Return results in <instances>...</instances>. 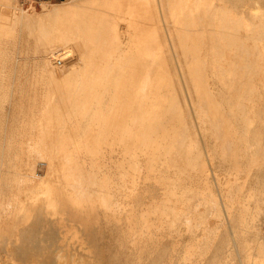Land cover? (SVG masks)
<instances>
[{"label": "bare ground", "instance_id": "bare-ground-1", "mask_svg": "<svg viewBox=\"0 0 264 264\" xmlns=\"http://www.w3.org/2000/svg\"><path fill=\"white\" fill-rule=\"evenodd\" d=\"M9 2L0 112L31 132L1 133L0 264H264V0ZM30 46L44 92L15 103Z\"/></svg>", "mask_w": 264, "mask_h": 264}, {"label": "rangeland", "instance_id": "rangeland-1", "mask_svg": "<svg viewBox=\"0 0 264 264\" xmlns=\"http://www.w3.org/2000/svg\"><path fill=\"white\" fill-rule=\"evenodd\" d=\"M10 2V8H11V12L12 13H16V14H18L19 15V13H28V14H34L35 13V15L37 14V15H40V14H42V12L44 13L45 12V10H48V9H50V8H53L54 6L55 7H57L58 5L59 6H61V5H63L64 3L66 4L69 0H51V1H40V0H35V1H29L28 3H24L23 1L24 0H9ZM52 6V7H51ZM48 7V9H44V8H47ZM21 11H20V10ZM23 11V12H22ZM0 12H1V9H0ZM32 43V42H31ZM2 46H4V44L2 45ZM11 46V45H10ZM32 47H33V45H31ZM31 46H30V50L27 52V57H28V60L27 61H25V62H27V63H25L24 65V67H26V70H25V76L23 75V74H21V73H19V75L17 74V76H15V74L11 77L12 79H14V78H16L15 80H17L16 82H17V84L16 83H14L13 84V86H15V87H13L14 88V90H13V92H15L14 94H15V103H19L18 101L20 100V99H24V100H22V101H24V103H27L28 102V99L25 97V94L27 95V94H29L30 92H33V94L34 93H36V92H44V90L43 91H41L42 90V87H41V84L40 83H37V76L38 75H35V73H34V70H36V69H40L41 67H42V65H41V63L39 64V62L40 61H38V60H35L34 58H33V55L35 54H33V48H31ZM67 46H70V47H67ZM74 46H72L71 44H69V45H66V46H64V48H63V46L62 47H60V48H58V49H60V51L58 50V53L59 52H65V53H67L68 51V57H63L62 55H60V54H56L54 57H52V58H50V59H46V61H45V65L47 66V67H49V68H52V67H55L56 69H60V68H62V66H64L63 64H64V62L66 63L67 62V60L68 59H70V56L72 55V54H75V49L73 48ZM71 51V52H70ZM72 52H74V53H72ZM71 54V55H70ZM59 57H60V59H59ZM63 57V58H62ZM63 61V64L61 65V64H59V61ZM36 61V62H35ZM36 64H38V65H36ZM41 65V66H40ZM39 66H40V68H39ZM61 66V67H60ZM36 68V69H35ZM26 74H27V77H26ZM30 75V76H29ZM22 77V78H21ZM24 77V78H23ZM28 79V80H27ZM15 80H13L14 82H15ZM0 81H1V79H0ZM22 81V82H21ZM44 81H46V80H43L42 81V79H41V83L43 84L44 83ZM79 82V81H78ZM80 82H81V80H80ZM31 85V86H30ZM32 85H36L35 86V88H33L34 86H32ZM11 86V85H10ZM30 86V87H29ZM32 87V88H31ZM36 87H37V89H36ZM11 88V87H10ZM16 88V89H15ZM30 88V89H29ZM33 89V90H32ZM34 89H36L37 91H35ZM111 92H109V93H111V94H113L114 92H113V89L112 90H110ZM12 94V93H11ZM32 93H30L29 95H33ZM110 94V95H111ZM0 95H1V93H0ZM107 97H108V100H107ZM106 97V99H105V101H104V103H103V106H102V110L104 109V111L105 110H108L107 108L105 109V106L106 105H108L109 106V96H107ZM2 96L0 97V101H4V100H2ZM107 100V101H106ZM108 102V103H107ZM0 107L3 109V105L1 106L0 105ZM94 107L97 109V105L95 106L94 105ZM1 108H0V110H1ZM90 108H92V109H90ZM89 109H88V111H87V113H85V111L83 112V115L81 114H77V116H78V118H79V123H78V120L77 121H75V117H77L76 116V114H75V117H74V114L72 115L73 117L71 118V119H73V120H68L67 121V123H69V125L70 126H72V124L73 123H78L79 125L78 126H80L81 124V128H83L82 130H81V128H80V132L82 133V132H84L88 127H90V128H97V129H95V132L96 131H98V125L97 124H99V121H97V116H95V108H93V106L92 107H90ZM23 109H26V107H23V108H20L19 106H17V105H15V108L14 109H12L13 111L11 112V111H7V112H4V110H2L1 112H0V116H1V118H0V121H2L3 122V120H4V123H2V122H0L1 124H0V140L3 138L2 137V134H4L5 132H7V134H9V136H10V138L9 139H11L10 141H21V140H25L27 137H25V135H27V133H29V131L31 132V130H30V128H29V122H27V121H25V117H30L31 115L26 111V110H23ZM15 110V111H14ZM92 110V111H91ZM6 111V110H5ZM89 111H90V113H89ZM8 112H10V113H8ZM14 112V113H13ZM107 112V111H106ZM87 114V116H84V115H86ZM13 115V116H12ZM71 115H70V117H71ZM90 115V116H89ZM81 116H82V118H81ZM8 117V118H7ZM16 117V120L14 121V119L13 118H15ZM95 118V119H94ZM7 119V120H6ZM82 119H84L83 121H82ZM86 120H88V121H86ZM91 120V121H90ZM14 121V122H13ZM90 121V122H89ZM76 123V124H77ZM81 123V124H80ZM85 123V124H84ZM89 123V124H88ZM101 124H104V123H101ZM3 126V127H2ZM5 126V127H4ZM8 126V127H7ZM69 126V127H70ZM73 126H75L74 124H73ZM85 126H87V127H85ZM94 126V127H93ZM96 126V127H95ZM11 127V128H10ZM85 127V128H84ZM6 128V129H5ZM10 129V130H9ZM12 129V130H11ZM94 130V129H93ZM3 131H4V133H3ZM2 133V134H1ZM9 136H7L6 138L7 139H5V138H3L4 140L3 141H7V140H9L8 139V137ZM12 136V137H11ZM28 139V138H27ZM26 139V140H27ZM28 141V140H27ZM15 147L16 148H18L19 146L18 145H16L15 144ZM36 154H34L32 157H34ZM1 156V155H0ZM5 156H7V155H5ZM14 156H16V155H14ZM36 157H38V160H40L39 159V156L38 155H36L35 156V158ZM114 157H116V156H114ZM37 160V161H38ZM35 174L36 175H38V176H40V177H42L44 174H45V171H46V164L45 163H43V161L41 160L40 162L38 161V163L36 164V167H35ZM262 222H263V224L261 225L262 226V230H261V233H262V235L264 236V220H262ZM221 239H224V240H226V239H228V237L226 238V235L224 234V232H223V235L221 234ZM237 264V263H236Z\"/></svg>", "mask_w": 264, "mask_h": 264}, {"label": "built area", "instance_id": "built-area-1", "mask_svg": "<svg viewBox=\"0 0 264 264\" xmlns=\"http://www.w3.org/2000/svg\"><path fill=\"white\" fill-rule=\"evenodd\" d=\"M29 1H35V0H24V3H28Z\"/></svg>", "mask_w": 264, "mask_h": 264}, {"label": "crops", "instance_id": "crops-1", "mask_svg": "<svg viewBox=\"0 0 264 264\" xmlns=\"http://www.w3.org/2000/svg\"><path fill=\"white\" fill-rule=\"evenodd\" d=\"M40 1H51V0H40Z\"/></svg>", "mask_w": 264, "mask_h": 264}]
</instances>
